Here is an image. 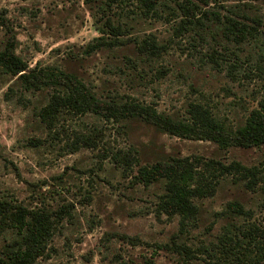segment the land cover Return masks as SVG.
<instances>
[{
  "label": "rangeland",
  "instance_id": "rangeland-1",
  "mask_svg": "<svg viewBox=\"0 0 264 264\" xmlns=\"http://www.w3.org/2000/svg\"><path fill=\"white\" fill-rule=\"evenodd\" d=\"M99 2L0 0V13L12 27L15 50L30 66L60 65L100 97L137 99L173 115L182 114L189 101L200 100L236 125L264 95V56L259 50L264 40L223 47L225 36L210 20L205 30L179 33L174 29L177 18L157 16L131 3L101 8ZM255 4L264 16V1ZM106 17L123 26L125 42L85 50ZM8 33L1 25L0 43ZM147 33L165 47L149 59L134 41ZM212 49L219 53L216 61L209 56ZM221 53L236 63L237 72L223 65ZM17 80L0 70V194L28 206L51 207L62 197L74 203L71 217L33 264H208L212 250L203 245L215 240L224 224H242V216L232 220L217 214L228 199L241 201L251 211L249 219L264 225L261 191L223 177L213 195L198 200L195 219L180 227L177 215L156 207L162 182L132 181L134 168H122L112 154L130 146L139 162H146L196 153L223 161L235 158L264 172V143L223 148L211 139L170 134L139 116L114 120L87 112L61 118L60 125L69 137L74 131L100 128V140L69 150L32 112L51 88L24 90ZM31 136L40 141L28 144ZM10 233L0 234V246ZM171 239L184 242L190 252L179 253Z\"/></svg>",
  "mask_w": 264,
  "mask_h": 264
},
{
  "label": "trees",
  "instance_id": "trees-1",
  "mask_svg": "<svg viewBox=\"0 0 264 264\" xmlns=\"http://www.w3.org/2000/svg\"><path fill=\"white\" fill-rule=\"evenodd\" d=\"M257 1L264 0H100L99 6L131 3L157 16L177 18L174 29L179 33L186 29L205 30L210 20V24L225 36V43H222L225 47L226 43L264 40V16L255 4ZM1 25L9 33L0 43V70L16 75L24 90L51 88L45 101L35 105L32 112L48 131L57 135L56 141H61L66 149L74 150L80 145L95 146L100 140V128L92 126L74 131L69 137L68 131L60 125L61 118L87 112L114 120L139 116L170 134L211 139L223 148L234 144L250 146L264 143V95L258 97L256 105L236 125L225 122L200 100L189 101L182 114L173 115L137 99H117L111 95L109 98L100 97L80 76L60 65L35 63L30 66L27 59L15 50L12 27L7 17L0 13ZM97 28L99 33L87 41L85 50L125 42L120 36L124 32L123 26L109 17L104 18ZM134 41L147 59L156 57L165 48L153 33ZM259 50L264 56V48ZM217 54L212 49L209 56L216 61ZM221 61L228 69L239 70L236 63L229 56L223 57L222 53ZM9 88L11 85L7 91ZM40 138L31 136L27 143L36 144ZM112 154L122 168H134L131 170L132 181L144 185L162 182L156 207L166 215H177L180 227L195 219L200 208L198 200L213 195L223 177H231L248 189L261 191L259 205L264 207V172L254 164H245L235 158L223 161L196 153L169 154L139 162L136 149L130 146L118 148ZM73 206L68 197H62L54 206L48 207L28 206L13 196L0 194V234L11 232L0 246V264H33L39 256L45 255L53 234L61 230L71 217ZM217 212L232 220L242 216L243 220L240 221L242 224L232 221L224 224L216 239L203 245V248L212 250L208 264H264V225L249 219L250 209L237 199H228ZM171 242L179 253L191 250L184 242L173 239Z\"/></svg>",
  "mask_w": 264,
  "mask_h": 264
}]
</instances>
